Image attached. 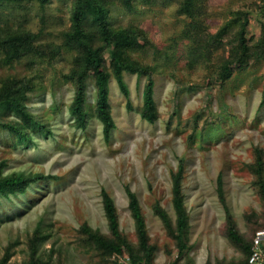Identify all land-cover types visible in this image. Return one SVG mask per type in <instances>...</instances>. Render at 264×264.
<instances>
[{
  "label": "rangeland",
  "instance_id": "1",
  "mask_svg": "<svg viewBox=\"0 0 264 264\" xmlns=\"http://www.w3.org/2000/svg\"><path fill=\"white\" fill-rule=\"evenodd\" d=\"M73 1H0V36L27 31L33 40V50L17 59L8 60L0 48V86L11 78L30 87L24 101L29 118L16 108L0 109L3 121L18 129L0 125V172L35 176L23 192H0V264H130L125 248L108 252L84 231L86 226L111 236L105 190L115 203L120 231L138 250L128 189L154 246L149 264L243 259L228 228L234 226L249 242L264 227L255 170L261 154L264 181V56L251 55L244 68L232 65L225 79L220 73L238 42L239 13L247 19L250 49L261 42L264 50V0H192L191 11L182 7L185 0H100L111 25L133 35L130 57L149 70L123 69L119 82L110 61L113 43L100 39L92 16L84 15L88 39L101 47L108 73L114 122L108 135L96 112L92 72L86 126L70 112L71 73L82 47L65 34L72 29ZM149 73L153 121L141 114ZM179 166L188 213L181 253L172 202V175ZM157 204L168 212L171 228L156 213Z\"/></svg>",
  "mask_w": 264,
  "mask_h": 264
},
{
  "label": "trees",
  "instance_id": "2",
  "mask_svg": "<svg viewBox=\"0 0 264 264\" xmlns=\"http://www.w3.org/2000/svg\"><path fill=\"white\" fill-rule=\"evenodd\" d=\"M7 1V0H0ZM44 3L46 0H38ZM193 6L192 0H185L182 2V7L187 11H191ZM89 12L92 19L96 23L100 39L105 40L107 45L113 43L112 50V65L116 72V77L122 83L121 71L123 69L143 72L147 70L146 67L140 65L130 57L129 49L136 44V41L130 31L123 28H116L111 25L107 18V9L102 5L100 0H74L71 14L72 29L65 32L66 38L69 41H76L82 46L78 51V61L73 68L71 77L75 85V97L70 107V112L75 117L76 122L82 128L86 126L87 114L84 107L86 97V84L88 75L92 72L97 89V108L96 112L98 117L104 124L105 134L108 135L111 128L114 127V122L110 113V108L107 102L108 93V73L106 71L105 59L102 56L101 47L92 45L88 39V33L83 24L84 15ZM241 16V13H239ZM237 16L236 20L239 24L237 32L238 42L231 48L230 57L223 63V69L220 73V78L225 79L230 75V68L234 64H238L241 68L247 66L250 56L262 58L264 50L262 43L259 42L253 45L254 49H250L247 38L245 37V27L247 19H241ZM220 35L226 34L223 30ZM32 36L27 31H13L7 37L0 36V48H4L7 53L8 60L17 59L22 55L33 50ZM255 51L252 53V51ZM252 54H251V53ZM153 79L148 75V82L144 90V107L141 114L149 121H153L157 117L156 108L153 99ZM30 87L21 80H10L0 86V109L4 106L19 109V114L23 117L29 118L30 116L24 110L25 92ZM122 88L125 89L122 84ZM31 120V119H28ZM11 125L14 130L17 129L12 123L3 121L0 116V125ZM18 131V129H17ZM24 136V133H22ZM256 173L259 178V188L264 199V181L262 179V165L263 160L261 154L257 155ZM172 191H173V207L176 213L175 233L174 237L177 242L179 253L183 252L186 248V229L188 227V213L185 209L183 201V193L181 191V180L183 177V168L179 166L177 171L172 175ZM35 176H25L23 173H12L9 175H1L0 172V192H23L26 186L32 182ZM129 209L135 222L136 232L138 235V250H134L133 245L130 244L125 235L122 234L119 228L118 214L113 198L105 191H102L103 206L108 219L109 228L111 232L110 237L103 236L102 234L94 231L93 229L84 226V231H87L94 239L96 244L105 246L108 252L123 253L124 248L128 251L130 256V264H149L154 246L149 245V238L146 231L145 220L139 205V202L134 193L129 189ZM156 213L164 222L167 228H171V220L168 212L159 204L154 206ZM228 235L231 240L239 245L243 252V259L233 262L220 263V264H247V257L250 249V241H246L241 237L234 226L229 225Z\"/></svg>",
  "mask_w": 264,
  "mask_h": 264
},
{
  "label": "built area",
  "instance_id": "3",
  "mask_svg": "<svg viewBox=\"0 0 264 264\" xmlns=\"http://www.w3.org/2000/svg\"><path fill=\"white\" fill-rule=\"evenodd\" d=\"M247 264H264V227L256 229L251 236Z\"/></svg>",
  "mask_w": 264,
  "mask_h": 264
}]
</instances>
